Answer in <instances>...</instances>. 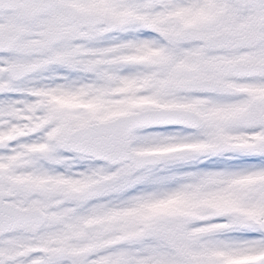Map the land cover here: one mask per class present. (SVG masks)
I'll use <instances>...</instances> for the list:
<instances>
[{
    "label": "snow or ice",
    "instance_id": "6c2138e0",
    "mask_svg": "<svg viewBox=\"0 0 264 264\" xmlns=\"http://www.w3.org/2000/svg\"><path fill=\"white\" fill-rule=\"evenodd\" d=\"M0 264H264V0H0Z\"/></svg>",
    "mask_w": 264,
    "mask_h": 264
}]
</instances>
